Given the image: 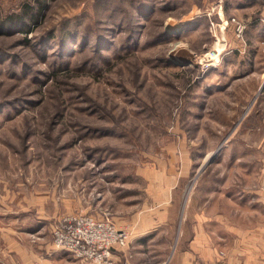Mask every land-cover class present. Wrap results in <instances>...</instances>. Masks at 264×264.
<instances>
[{"label":"rangeland","instance_id":"obj_1","mask_svg":"<svg viewBox=\"0 0 264 264\" xmlns=\"http://www.w3.org/2000/svg\"><path fill=\"white\" fill-rule=\"evenodd\" d=\"M237 7L0 0V264L56 257L66 216L174 250L211 200L242 233L219 235L220 256L264 248L246 235L264 228V15L254 28ZM163 215L177 224L156 229Z\"/></svg>","mask_w":264,"mask_h":264},{"label":"crops","instance_id":"obj_2","mask_svg":"<svg viewBox=\"0 0 264 264\" xmlns=\"http://www.w3.org/2000/svg\"><path fill=\"white\" fill-rule=\"evenodd\" d=\"M223 2L234 3L238 6L235 10L243 11L247 16L253 15V17H250L249 23L251 27L254 28L256 25L253 24V21L258 22L256 20L259 18L257 15H264V9L258 2V8H261L258 14L252 11V6L249 5L250 2L245 1L243 3L241 0H223ZM257 24L262 28L261 24ZM254 34L260 36L257 30L254 31ZM170 187L171 190H173L176 185H170ZM221 204L220 201L211 200L207 202V206L205 207L211 210L207 211L203 209L202 212L196 213L194 215L195 217H185L189 225L185 223L184 227L181 225L180 239L174 250H169V248L162 249V246L159 244V240L162 236L160 230L155 233L154 237L145 238L144 236H146V233L142 231V228H136L135 231H131V234L129 233L130 238L127 247L113 250L111 264H264V248L262 247H234L227 249V251L225 250V253L223 252L224 256L223 254L220 256L219 247L217 246L219 243L218 239H220L219 235L226 232V239L230 240L235 238L237 232V234H242L239 233L240 231L233 221L235 218L234 211L231 213L227 212V216H225L226 212L223 211L221 215ZM170 206L171 208H176V205L175 207L172 204ZM201 207H203V205ZM251 207L255 209V206L251 205ZM175 219L174 222V216L167 217V215H163L161 217H156L153 222H155L157 226L159 224L175 225L177 224L178 216H176ZM137 220L133 223L137 222ZM157 228H159V226L156 227V229ZM249 232H247L246 235H250V240H255L256 238L262 239L264 237V228L262 227L255 230V232ZM164 239L166 240V233L164 234ZM171 240L172 235L169 236L168 239L169 245ZM243 242L244 238L242 237L241 243L243 244ZM150 248H156L158 251L152 254L151 251H148ZM23 254L24 253H21L20 256ZM54 256L56 257L37 259L35 264H92L79 261L64 251L55 253ZM23 261L25 264H28L25 260Z\"/></svg>","mask_w":264,"mask_h":264},{"label":"built area","instance_id":"obj_3","mask_svg":"<svg viewBox=\"0 0 264 264\" xmlns=\"http://www.w3.org/2000/svg\"><path fill=\"white\" fill-rule=\"evenodd\" d=\"M264 9V0H254ZM241 34L244 26L236 22ZM129 234L118 229L107 218L97 220L89 215L66 216L58 221L52 231L56 250L69 253L73 258L92 264H111L113 250L126 247Z\"/></svg>","mask_w":264,"mask_h":264}]
</instances>
